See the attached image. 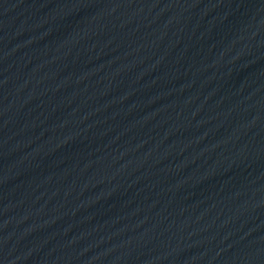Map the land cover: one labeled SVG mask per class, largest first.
Masks as SVG:
<instances>
[{
  "label": "water",
  "instance_id": "water-1",
  "mask_svg": "<svg viewBox=\"0 0 264 264\" xmlns=\"http://www.w3.org/2000/svg\"><path fill=\"white\" fill-rule=\"evenodd\" d=\"M0 264H264V0H0Z\"/></svg>",
  "mask_w": 264,
  "mask_h": 264
}]
</instances>
